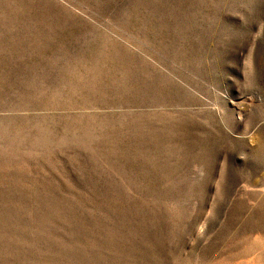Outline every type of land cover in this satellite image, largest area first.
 I'll return each mask as SVG.
<instances>
[{"label": "rangeland", "instance_id": "rangeland-1", "mask_svg": "<svg viewBox=\"0 0 264 264\" xmlns=\"http://www.w3.org/2000/svg\"><path fill=\"white\" fill-rule=\"evenodd\" d=\"M0 264H264V0H0Z\"/></svg>", "mask_w": 264, "mask_h": 264}]
</instances>
